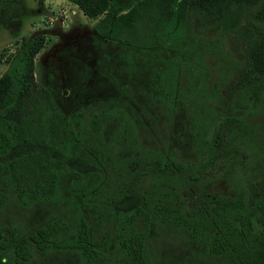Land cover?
<instances>
[{"label": "trees", "instance_id": "trees-1", "mask_svg": "<svg viewBox=\"0 0 264 264\" xmlns=\"http://www.w3.org/2000/svg\"><path fill=\"white\" fill-rule=\"evenodd\" d=\"M11 1L16 0H0V12ZM69 1L87 17L96 18L92 29L97 35L139 48L165 43L178 51L181 68L200 47L191 27L196 9L201 11L202 2L222 0ZM224 8L204 26L228 31L244 17L259 41L232 99L214 115L208 140L199 143L203 158L195 161L148 155L151 149L137 143L136 137L126 141L122 122H114L108 130L103 116L91 117L83 131L72 133L46 87H41L40 103L21 114L42 36L24 45L0 74V211L17 201L27 207L58 199L66 202L65 190L69 200L65 207L71 204L74 215L70 222L54 215L35 230L5 237L0 242V264H75L71 255L77 264H147V233L163 221L190 235L202 227L204 251L218 258L214 264H264V193L208 194L180 213L179 208H184L172 199L175 190L166 186L198 182L197 175L213 163L217 150L235 152L233 141L264 150L254 138L256 126L250 120L256 112L264 113V0H228ZM175 59L174 55L172 62ZM170 72L165 71L169 81ZM219 138L226 141L225 149L217 146ZM123 150L125 155L119 156ZM113 153L122 171L105 201L110 218L107 233L94 238L81 210L95 211L98 181L87 179L111 169L108 159ZM93 217L98 218L96 213ZM96 226L100 228L99 221ZM51 251L55 260L35 261L36 252L49 256Z\"/></svg>", "mask_w": 264, "mask_h": 264}, {"label": "rangeland", "instance_id": "rangeland-1", "mask_svg": "<svg viewBox=\"0 0 264 264\" xmlns=\"http://www.w3.org/2000/svg\"><path fill=\"white\" fill-rule=\"evenodd\" d=\"M227 1L202 2L201 11L196 9L191 27L200 47L190 53L181 68L178 51L165 43L139 48L97 35L92 29L96 18L87 17L69 0L11 1L0 12V74L31 38L40 35L42 44L33 55V83L22 101L21 114L40 103L41 87H46L72 133L83 131L91 117L103 116L108 130L114 122H122L126 141L136 137L137 143L147 151L151 149L148 155L158 153L182 161L202 159L199 143L208 140L214 115L232 99L247 58L259 41L244 17L228 31L204 26L225 9ZM167 68L171 81L165 73ZM250 120L256 126L254 138L264 148V113L256 112ZM119 143L115 141V145ZM225 143L219 138L217 146L225 149ZM233 146L235 152L217 150L215 160L197 175L195 184L166 185L175 190L172 199L184 208H179L180 213L208 194L244 193L253 197L264 193V150L234 141ZM114 155L108 159L114 167L87 179L98 181L93 195L95 211L81 210L94 238L108 230L105 201L122 171ZM161 189L164 191L165 183ZM62 196L66 202L58 199L29 207L18 201L8 203L0 211V242L35 230L54 215L72 221V205L65 207V190ZM203 230L197 227L190 235L169 221L156 224L147 233V264H214L218 258L204 251ZM36 253V262L55 260L52 251L49 256ZM70 258L78 263L74 255Z\"/></svg>", "mask_w": 264, "mask_h": 264}]
</instances>
